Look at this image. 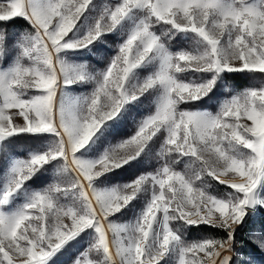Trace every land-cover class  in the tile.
I'll list each match as a JSON object with an SVG mask.
<instances>
[{
    "label": "snow or ice",
    "instance_id": "6c2138e0",
    "mask_svg": "<svg viewBox=\"0 0 264 264\" xmlns=\"http://www.w3.org/2000/svg\"><path fill=\"white\" fill-rule=\"evenodd\" d=\"M92 3L0 2V60L8 51L2 25L23 18L31 26L18 37L11 64L0 66V141L23 133L53 137L44 150L10 166L0 191V264H48L82 233L90 237L88 247L73 264H231L237 226L257 205L264 207L254 196L264 181V83L234 93L225 87L223 99L216 90L227 74H264V0H118L103 7L82 37L69 38ZM117 30L123 39L91 93L66 105L61 90L86 77L59 54ZM179 34L190 36L193 46L171 51L168 41ZM149 65L153 70L133 82L136 70ZM189 71L197 77L183 79ZM146 93L153 107L134 121L130 136L95 160L78 155ZM205 97L216 101L215 111L180 107ZM157 143L154 171L98 186L102 176L147 156ZM179 161L183 171L174 167ZM53 162L52 183L8 213L13 194ZM207 177L233 191L211 194ZM137 200L143 206L133 222L110 219ZM174 221L224 235L188 242ZM252 239L264 250V232L254 231Z\"/></svg>",
    "mask_w": 264,
    "mask_h": 264
},
{
    "label": "rangeland",
    "instance_id": "374dc122",
    "mask_svg": "<svg viewBox=\"0 0 264 264\" xmlns=\"http://www.w3.org/2000/svg\"><path fill=\"white\" fill-rule=\"evenodd\" d=\"M117 2H118V0H93L92 5L89 6V9L84 13V15L81 17L80 21H78L76 28H74V30L71 33H69V38L79 39L80 37H82L85 34V32L95 22V19L100 15L103 7L104 6H112L113 4H115ZM106 35H110V36L114 35L117 38H114L112 41L106 42L103 39V37L105 36L104 35V36H101L97 41H94L93 44L89 45L88 48H83V49H79L76 51H66V52H62L59 54L60 58L62 59V61L65 64L82 70L83 74L86 77V79L84 81L71 84L70 86L63 88L61 90L60 98L63 100V102L66 105L78 104L85 97H87V95L89 93H91V91L93 90V88L95 86L94 81H95L96 77L106 67L108 60L115 54L116 44L120 43L121 40L123 39V36L121 35L120 30L107 33ZM105 42L108 43L107 46H109L111 48L112 54H110V55H108L107 52L105 53V51L101 52V49H102L101 46L104 45ZM169 42H174V45H173L174 48L171 51H178L180 49H188V48H191L193 46V41L191 40L190 36H186L183 34H179V35L172 37V39ZM15 55L16 54H14L11 57V59L9 60V62L7 64H5L6 66H2L1 64H0V66L5 67V68L8 67L11 64L12 60L14 59ZM152 70H153L152 65H149V66L141 68V69H137L135 74H134L133 82H138L139 80H142L144 78V76L148 75ZM189 72H187V73H189ZM190 73H192V72H190ZM192 74H194L192 76V78H196L198 75L196 73H192ZM243 90L244 89L234 88L232 91L234 93V92H239V91H243ZM205 98L207 99L206 105H208L209 107H205V108H202L199 110L211 111V109H212L215 111L218 107L216 101L214 100V102H213V101H210L207 97H205ZM220 98L223 99L224 97L220 96ZM132 103H135V104L139 103V105L140 104L143 105L145 107V109L143 110V112H140L139 115H137L133 110H130L129 107L131 104L125 105V107L123 109V113H124L123 118H117L116 121L107 122V124L100 130V132L97 133L98 139L96 137H94L93 141L90 142V144L88 146H86L85 149H82L78 153V155L84 159H87V160H95L110 145H114L119 140L125 139L128 136H130L133 133V131L135 130L134 121L140 119L144 115H147L148 112L152 109V107H153V95H149L146 93L145 96L140 97L138 101H133ZM185 105H187L186 108H184V106H182V105H180V107L182 109L191 108L189 106V104H185ZM191 110H193V109H191ZM196 110H198V109H196ZM12 111H16V110H10L9 114H11ZM13 121H14V123H22L23 118L22 117H14ZM122 121H125L126 124L129 126L128 129H125V133H128V131H129V133L126 136H123V135L119 136L117 134L116 135L112 134L113 130L111 129L110 124L113 125L116 122L122 123ZM23 134H26V133H23ZM1 142L2 141H0V143ZM158 148H159L158 143L152 145L151 152L147 156H143V158H138L137 160L132 161L130 164L125 165L123 168H126V169L128 168L127 175L123 176L120 179H117L116 181H112V182L111 181L106 182L104 180H101V178H102L101 177L100 178L101 181L99 180L97 182L98 186L101 188H111L113 186L123 185V184H126L127 182L135 179L136 176L140 175L142 172L154 171L155 168L158 166V161L156 159V152L158 151ZM245 151H247V150H245ZM28 157H29V155H27V157L12 156V158L8 159L6 165L3 167V172L0 174V191L4 190L5 184L8 181L9 169H10L12 162L16 161V160H25ZM143 164H144V167H142ZM174 167L178 171H183L185 164H184V162L182 163L181 166H179L178 164L177 165L175 164ZM123 168L121 170H123ZM117 170L118 169H116L115 171H117ZM209 178H211V177H209ZM221 178L224 179L225 177H221ZM229 178H231V176ZM235 180L237 182H239L240 178L237 176V177H235ZM223 186H225V185H223ZM208 187L209 186L207 185V191H208ZM225 187H222V190L220 191L222 193L219 196H227L229 191H233L231 189H229V191H228L225 189ZM39 190H42V189H37V190L31 189L28 191L19 189L10 198L9 203L6 206V211L8 213H13V212L19 210L29 200L31 194L33 192H36ZM257 193H259V197L257 200L264 202V181H261V187ZM211 194H213V192ZM142 206H143V201L137 200L136 202H134V206L131 207L128 215H125V216L118 218V219H114V217L116 215H118V214H116L114 217H110V219H112L113 222L117 223V224L133 222L136 218V215L139 213L140 209L142 208ZM259 207H261V206L260 205L256 206L257 209H259ZM262 208H264V207H262ZM255 214H258V210L254 211L253 214L248 213V215L245 216L242 223L239 226H237L236 230H239L245 224V219L247 217H253V215H255ZM173 226L177 227L179 229H182L183 222L182 221H174ZM257 230L258 229L255 228L252 232H250V236H251V240H252L253 244H255V242L252 239V234L254 231H257ZM235 236H238V235L236 234ZM89 239H90V237H89ZM234 239H235L234 250L236 252V260L234 261V264H260L255 259V257L252 258V257L246 256L243 254L242 251H243L244 246H243V243H242L240 237H238V238L234 237ZM71 241H73V240H71ZM71 241H69L67 244L71 243ZM256 246L259 248L258 245H256ZM87 247H85V249L82 252H84L87 249ZM63 249H61V251ZM261 251H263V253H264V250H261ZM59 253L60 252L56 253L53 257L58 255ZM201 255H203V254H201ZM79 256H80V254L77 257H79ZM53 257L51 258V260L53 259ZM51 260H49V261H51ZM173 263H175V262L173 261ZM232 263H233V261L231 262V264Z\"/></svg>",
    "mask_w": 264,
    "mask_h": 264
},
{
    "label": "trees",
    "instance_id": "16d2710c",
    "mask_svg": "<svg viewBox=\"0 0 264 264\" xmlns=\"http://www.w3.org/2000/svg\"><path fill=\"white\" fill-rule=\"evenodd\" d=\"M0 2H3V0H0ZM6 32L5 42L7 44L8 51L6 55L3 57L2 60H0V64L2 66H6L11 59V57L16 54V48L15 45L17 43L18 37H20L25 31H31V26L28 24L26 20L23 18H15L12 21H9L2 25ZM159 30V26H157ZM114 38H117L116 36H110L105 35L103 39L106 42L112 41ZM102 45L101 52L105 51L108 55L112 54L111 48L106 43ZM168 45L170 49L172 50L174 48V42H169ZM109 47V48H108ZM194 74L192 73H184L182 78L183 79H194L192 78ZM264 83V74L259 73H233V74H227L226 78L223 80V82L220 83V87L218 90H216V95L223 96L227 93H224L223 89L225 87H229L232 90L234 88L236 89H245L249 87H259L260 84ZM214 102V100H212ZM207 104V99L205 98L203 101H197L192 104H189L191 108L189 109H202L205 107H209ZM184 108H186L187 105H182ZM130 110H133L137 115H139L140 112H143L145 107L143 105L131 103ZM211 111H214L211 109ZM130 112V111H129ZM111 129L113 130L114 135L119 136H126L128 133H125V129H128L129 126L126 124L125 121L116 122L115 124H110ZM53 140V137L44 134V135H31V134H20L18 136H13L10 138H7L6 140L2 141L0 143V174L3 172V167L6 165L8 159L12 158V156L15 157H27V155H30L31 153L38 152L44 150ZM183 161H179L176 163L179 166H181ZM144 167V164L143 166ZM122 168L118 169L114 172H109L105 174V176H102L101 180H104L106 182L108 181H116L117 179L122 178L123 176L127 175L128 168ZM56 174V163L53 162L51 165H46L44 169H42L40 172H38L36 175H34L30 180L26 181L24 185L22 186V190L28 191L31 189H43L47 187L48 184L52 183L53 177ZM129 174V173H128ZM100 180V181H101ZM207 185L208 191L210 193L213 192L214 195L219 196L222 192V187H225L223 185H220L217 181L207 177ZM226 190L229 191L228 187H225ZM131 209V208H130ZM128 210H124L123 213H118L114 217V219L121 218L125 215L129 214ZM258 229L261 232H264V208L259 207L258 214L253 215V217H247L245 219V224L239 229L236 230L234 233V237H240L242 243H243V254L249 257H252L260 263H264V253L261 251L255 244L252 243L250 232H252L254 229ZM180 231L183 233V238L188 242H193L197 240H202L207 237H221L224 235V233L216 228H213L209 225H199V226H182V229ZM238 236H235V235ZM89 240V237L84 235L83 233L76 237L71 243L67 244L62 251L51 261H49L48 264H72L75 258L85 249V247L88 246L87 241ZM174 260H169L167 264H175L173 263Z\"/></svg>",
    "mask_w": 264,
    "mask_h": 264
},
{
    "label": "water",
    "instance_id": "95a60500",
    "mask_svg": "<svg viewBox=\"0 0 264 264\" xmlns=\"http://www.w3.org/2000/svg\"><path fill=\"white\" fill-rule=\"evenodd\" d=\"M260 187H261V183H260V185L258 186V188L256 189V191H255V193H254L255 198H256V194H257L258 190L260 189ZM257 210H258V209L255 207L253 210H251V211H249V212H253V211H257Z\"/></svg>",
    "mask_w": 264,
    "mask_h": 264
},
{
    "label": "bare ground",
    "instance_id": "6f19581e",
    "mask_svg": "<svg viewBox=\"0 0 264 264\" xmlns=\"http://www.w3.org/2000/svg\"><path fill=\"white\" fill-rule=\"evenodd\" d=\"M258 197H259V193H257V195H256V199H258ZM254 213V211L253 212H249V214H253ZM236 260V255L232 258V261H233V263L232 264H234V261Z\"/></svg>",
    "mask_w": 264,
    "mask_h": 264
}]
</instances>
